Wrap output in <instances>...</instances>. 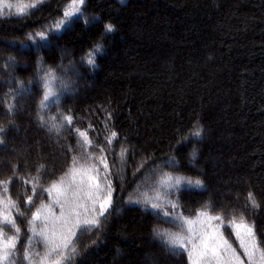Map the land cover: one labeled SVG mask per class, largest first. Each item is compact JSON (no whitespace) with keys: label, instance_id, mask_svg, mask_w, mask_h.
I'll return each instance as SVG.
<instances>
[{"label":"trees","instance_id":"trees-1","mask_svg":"<svg viewBox=\"0 0 264 264\" xmlns=\"http://www.w3.org/2000/svg\"><path fill=\"white\" fill-rule=\"evenodd\" d=\"M5 2L0 213L20 229L5 264H52L65 238L64 264H192L204 216L250 264L231 226L243 217L261 264L264 0H85L59 29L72 0L23 15L17 8L32 0ZM48 89L55 95L41 107ZM90 176L101 197L110 185L103 216ZM93 217L97 226L83 224ZM16 235L6 227L0 243ZM175 235L186 248L171 246Z\"/></svg>","mask_w":264,"mask_h":264},{"label":"snow or ice","instance_id":"snow-or-ice-1","mask_svg":"<svg viewBox=\"0 0 264 264\" xmlns=\"http://www.w3.org/2000/svg\"><path fill=\"white\" fill-rule=\"evenodd\" d=\"M44 0H32L30 4H27L23 7L17 8V14L23 15L26 14V9L30 8H36L39 4H42ZM85 0H72L71 5L69 6L68 10H65L64 17L65 19H62L58 22H56V28L59 29L61 25H64L66 21L75 16L78 13H81V5H83ZM0 5L6 8L13 7L12 4L6 3L5 0H0ZM105 31L111 32L113 31V25L107 24L105 25ZM37 36L40 37L41 40L45 39V33L39 32L36 33ZM95 52L100 51V46L97 45ZM87 63L92 65L95 63L94 60V54L89 53V58L87 60ZM55 93L51 91V89H48L45 94L44 98L41 101V107L45 106V101H48L50 97L54 96ZM65 120L69 124L72 123V117L66 116L64 117ZM4 129L0 127V132H3ZM197 136L200 135V132L195 133ZM80 135L83 137L85 136V133L80 132ZM115 133H113V137H115ZM2 143V141H0ZM104 163L105 168H107V163L102 160ZM88 171H96V169H89ZM172 177H168V180H171ZM0 183H6V182H0ZM187 183L189 185H192L193 183L196 186H200L202 182L200 180H196L193 182L192 180H188ZM181 184V178L177 177L175 179V185L179 186ZM89 186L92 191L97 193V195L94 197L95 200H100V211L99 215L103 216L104 213L107 211L108 207L111 205V190L109 185V191L108 195L105 197H101L98 195L103 191V188L99 183H96V177L90 176L89 177ZM55 188L56 185H53ZM7 191V189H5ZM90 198H92L91 192H90ZM249 200L252 203L253 207H259V205L256 203L254 197H252V194H249ZM31 201V198H29V202ZM12 207H16L15 204L11 205ZM153 208L159 207L157 204L152 205ZM19 215V213H17ZM165 216L168 215V213H164ZM200 215H206L205 213H200ZM39 213L33 215V221L39 219ZM212 219L220 220L221 217H213ZM99 223L98 218L93 217L91 219H86L83 221V224L86 226H97ZM186 223L192 224V221H187ZM76 227H81L80 222L77 221ZM235 229V235L237 236V239L240 241L241 247L244 249V254L249 258L250 264H256L255 262V253L257 251H260L259 246L256 242L255 233L252 228V226L246 224L243 220V217H241L240 222L236 223L233 222L231 225ZM13 229L16 236L8 238L6 241H3L0 243V264H5L6 261L9 260L11 256V250L15 249L16 242H18V236L20 229L16 226L15 218H9V214L7 213H0V239H2L5 236V228ZM191 232V228L189 229ZM37 235H43V233H37ZM74 232H70V236H74ZM164 234L162 233L161 236ZM47 239V237H45ZM169 243L173 248H186L185 239L179 235L172 236L169 240ZM71 244L70 238H65V242L62 245H57L51 249L52 252L57 253L59 258L52 261V264H64V261L70 259V256L66 255L64 251H61V248L67 249ZM73 254L75 253V249H72ZM27 258V257H26ZM190 260L192 259V254H189ZM261 264H264V252H261L260 256ZM192 264H243V262L240 260V257L236 255L235 249L231 247L229 242L223 238L222 234L217 235L213 231H205V233L202 236V239L200 241V249L198 251V256L196 260L192 261Z\"/></svg>","mask_w":264,"mask_h":264},{"label":"rangeland","instance_id":"rangeland-1","mask_svg":"<svg viewBox=\"0 0 264 264\" xmlns=\"http://www.w3.org/2000/svg\"><path fill=\"white\" fill-rule=\"evenodd\" d=\"M5 42H7L6 40H4ZM89 183V182H88ZM94 191H92L91 190V193H93ZM202 220H203V222H204V224H203V229H202V236H203V234L205 233V231H213V232H215L217 235H221L218 231V228L217 227H215L214 226V224L213 223H211L210 222V224H209V221H210V219H208V216H204L203 218H202ZM226 236H227V234H226ZM19 238L20 237H18V240H19ZM227 238H228V236H227ZM201 239H202V237H201ZM201 241V240H200Z\"/></svg>","mask_w":264,"mask_h":264}]
</instances>
